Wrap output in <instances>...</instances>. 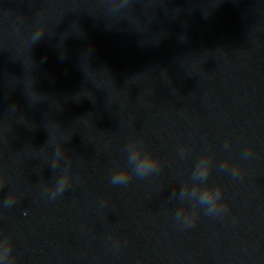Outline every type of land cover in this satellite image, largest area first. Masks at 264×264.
<instances>
[{"label":"water","instance_id":"1","mask_svg":"<svg viewBox=\"0 0 264 264\" xmlns=\"http://www.w3.org/2000/svg\"><path fill=\"white\" fill-rule=\"evenodd\" d=\"M0 264H264V0H0Z\"/></svg>","mask_w":264,"mask_h":264},{"label":"clouds","instance_id":"2","mask_svg":"<svg viewBox=\"0 0 264 264\" xmlns=\"http://www.w3.org/2000/svg\"><path fill=\"white\" fill-rule=\"evenodd\" d=\"M125 2H127V0H125ZM42 35L43 32H38L35 38L38 40ZM157 166L158 159L154 158L150 154H145L141 163L136 168H134L133 171L137 176L142 177L150 171L155 170ZM223 167H227V162H225V165ZM239 171L240 169L237 168L233 172V175H238ZM209 174L210 170L202 173V176L204 177V179H206ZM131 178L132 173L128 172L127 170H122L114 174L111 183L114 185L127 184ZM67 185L68 180L65 179L64 186H62V188L58 192L53 193V195H59L67 187ZM221 195L222 189L206 187L202 190L198 203L199 205L206 208L207 214H211L213 212H216L218 214L219 212L227 210V206L221 203ZM8 203H10V201H8ZM180 218H183L188 225H191L195 222L196 215L195 213H186L185 209L181 208L180 211L177 213V219L179 220Z\"/></svg>","mask_w":264,"mask_h":264}]
</instances>
